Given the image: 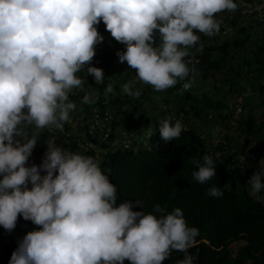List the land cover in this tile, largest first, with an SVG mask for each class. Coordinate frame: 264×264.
Segmentation results:
<instances>
[{"label":"clouds","instance_id":"clouds-1","mask_svg":"<svg viewBox=\"0 0 264 264\" xmlns=\"http://www.w3.org/2000/svg\"><path fill=\"white\" fill-rule=\"evenodd\" d=\"M225 10L230 19L244 17L236 0H0V226L11 232L18 216L39 226L17 241L8 264H162L172 250L185 253L178 264H194L188 249L199 230L187 225L180 208L166 212L156 204V215L133 211L138 201L118 203L116 186L95 158L57 146L54 137L39 166L29 158L40 130L63 131L69 122L76 108L69 93L84 83L77 73L86 69L104 83L103 70L91 66L104 40L101 21L125 46L118 63L163 91L189 77L188 49L200 40L197 33L220 31L216 14ZM122 88L141 95L127 83ZM89 100L85 94L82 102ZM182 130L180 120L168 119L158 129L166 142ZM219 159V152L193 159L194 180L216 176ZM247 184L264 203V167ZM208 193L224 194L216 186Z\"/></svg>","mask_w":264,"mask_h":264},{"label":"trees","instance_id":"trees-1","mask_svg":"<svg viewBox=\"0 0 264 264\" xmlns=\"http://www.w3.org/2000/svg\"><path fill=\"white\" fill-rule=\"evenodd\" d=\"M240 17L236 13L232 19L219 22L235 28ZM256 21L261 28L262 21ZM101 24L106 31L102 21ZM250 28L251 33L245 25L236 28L238 36L227 37L220 45H216L214 35L197 33L200 40L188 49L189 55L185 58L190 62L189 76L195 81L192 83L186 78L161 96L165 109L159 114L153 107L142 109L144 101L150 99L142 96L145 91L139 97L122 93L124 73L116 55L121 43L110 35L108 44L96 51L92 60L98 62L94 66L101 68L105 77L98 93L92 94L88 103L82 102L86 92L71 98L82 104L81 119L97 115L103 123L107 113L112 117L111 124H107L110 130L106 141L101 139L106 130L102 133V129H98L92 138L86 130L93 148L80 153L95 158L116 186L118 203L138 201L139 207H134L133 211L156 215H159L154 211L156 204L166 212L180 208L187 225L199 230L194 245L188 249L196 257L194 264H264V203L256 199L247 184L252 174L264 167V123L258 125L255 117L247 114L248 104L244 103L236 125L229 126L236 104L233 108L226 105L227 95L243 89L240 80H247L249 86L264 94V29L261 30L263 37L256 39L248 51L253 34L258 33L252 32L253 24ZM239 51L246 54L239 58ZM227 57L230 61L238 57L237 66L229 65ZM213 68L230 71L227 77L220 79V86L216 84ZM82 71L87 73L86 69H81L79 76ZM94 82L87 73L84 88H93ZM185 83H190L191 87L185 88ZM109 84L113 86L112 92L106 90ZM135 115H139V120H135ZM165 119L172 123L180 120L183 126L181 135L172 141L166 142L159 135L160 122ZM129 129L132 130L129 147L114 143ZM64 131L56 137L45 128L40 130L29 163L40 165L50 137L56 139L57 146L76 152V145L66 142ZM219 138L223 142L215 144ZM251 143L255 145L253 150H250ZM217 152L220 159L215 161L216 176L205 183L195 181L192 173L198 169L193 159L202 162L204 154L214 156ZM246 163L252 167L250 170L246 169ZM212 186L220 188L224 194L210 196L208 189ZM233 243L242 245L233 252L229 247ZM17 246L15 242L9 247L0 258V264H8ZM184 255V252L172 250L162 264H178ZM124 264L129 262L126 260Z\"/></svg>","mask_w":264,"mask_h":264},{"label":"rangeland","instance_id":"rangeland-1","mask_svg":"<svg viewBox=\"0 0 264 264\" xmlns=\"http://www.w3.org/2000/svg\"><path fill=\"white\" fill-rule=\"evenodd\" d=\"M216 18L220 22H222L223 19H225L227 21L229 19V13L227 10H225L221 13L216 14ZM252 24L254 27V29L252 28L253 29L252 32L257 31L258 33L253 34L254 36H252L251 44H250V46L251 45L252 46L250 47L248 45V51H249V49L253 47L255 40L259 39L260 36L263 37V34L261 33V30H263V28L261 26H260L261 28H259V24L253 18H245V17L238 18L237 19V26L235 28L233 26H230L229 24L220 25V31L214 35L215 36L214 39L216 40V45L222 44L223 41H225L227 37L228 38H230V37L234 38V37L238 36L237 30H238V27H240V26L245 25L247 32L251 33L250 26ZM224 26H226V28H224V29H227L229 27L230 28L227 30H223ZM236 28H237V30H236ZM97 29H98V32L104 36V40L102 43H100L99 45L96 46V51H98L103 46L108 44L109 39L111 38L109 36L110 34H108V32L104 30V26L101 23L97 26ZM124 47L125 46L121 44V47L119 48L118 51L124 50ZM116 53H117V51H116ZM231 53L233 55V51H231ZM238 54H239V58H240V56H242L243 54H246V52L239 51ZM239 58L237 57L236 60L230 61V58L227 57V59L229 60V65L234 64L235 65L234 67H236L238 60H240ZM95 63H96V65L98 64V62L96 61V62H91V65L94 66ZM126 64H127L126 62L121 64V72L124 73L123 74L124 80L121 78L122 79L121 82L125 81V83L129 84L133 90H139L141 93L143 91H145V94H142V96L147 95L150 99L144 101V105L142 106V109H144V107L147 109H150L153 107V108H155V110L159 114L161 112V110L164 108L161 96H164V94L167 93V91H171L173 87L166 89V90H163V91H155L151 85L144 84L143 82L139 81L136 77V74L134 73V70L131 69ZM95 67H98V66H95ZM116 67H117V64H116ZM211 70H213L212 73L214 72V74H215L216 84H218L219 86L221 85L220 79H222V78L224 79L225 77H227L228 74H230V71L225 70L224 68H222L221 71H217L215 68H213ZM81 73L82 74L80 75V77L84 81V79L87 76V73L84 71H82ZM79 74H80V72L77 73L78 76H79ZM199 77H201V76L199 75ZM250 79L251 78H249V80ZM188 81L193 83L195 81V78L192 76H189ZM240 82H241V85L243 88L241 90L242 92L241 91L240 92H234L231 96L227 95V101L228 102L226 105H228V107L232 106L230 108H233L234 103L236 104L240 98H243L244 103L248 104V109L246 111L247 114L248 113L252 114L255 117L258 125L263 124L264 123V94L260 93L259 89H253L251 86H249L247 83V80H240ZM100 85L101 84H96L94 82L93 88L87 89V88H84V84H83L82 88L73 89L69 93V99L71 100V98H73L74 96H77L78 94H81V92H83V93L86 92L85 94H88L90 97H92V94L94 95V94L98 93ZM146 91H147V94H146ZM122 93L126 94L123 92V90H122ZM74 102L76 103V108H75V110H73L70 113V120H69V122H67L65 124L64 128H66V130L65 131L63 130V131L66 133L65 134L66 140H67L66 142L69 143L70 141H72L76 145V149L81 152L82 150L86 151L85 146L87 145V143H91L89 138L86 136V133H87L86 130H88V134L91 136V138L94 137V134L98 129H102V133L105 132V130H106L107 132H105L103 134V138H101L102 140L106 141L109 130H110V128L107 126V124H111L110 121H111L112 117L110 116L109 113H107L105 120L103 119L104 120L103 123L101 122L102 121L101 119H100L101 121L98 120L97 115H94V116L90 115L87 118L81 119L82 117L80 116L79 112L81 110L80 108L82 107V104L78 103L76 101H74ZM229 103H231V104L229 105ZM158 107L159 108L162 107V108L159 109ZM135 117L137 118L135 120H139V115L138 116L135 115ZM144 122L145 121L142 120L141 123L144 124ZM216 123H214V124H216ZM86 128H88V129H86ZM45 129L50 131L51 133H53L54 136H56V137H59L60 133L62 132V131L56 130L54 128H49V127H46ZM130 131H132V130L129 129L128 131H124L122 133L121 137H117L115 139L114 143H116L117 145H121V146L125 145V146L129 147V145H130L129 139L131 137ZM236 132H237V130H236ZM254 147H255V145L253 143H251L250 144V150H253ZM41 162H42V160H40L39 164H41ZM241 245H242V243H233L229 247H230L231 251L235 252L237 250V248L240 247Z\"/></svg>","mask_w":264,"mask_h":264},{"label":"built area","instance_id":"built-area-1","mask_svg":"<svg viewBox=\"0 0 264 264\" xmlns=\"http://www.w3.org/2000/svg\"><path fill=\"white\" fill-rule=\"evenodd\" d=\"M240 14L246 18H253L255 20L264 21V0H236ZM242 112V100L238 101L236 111L233 117L228 122L229 126H235L239 115ZM98 117V116H97ZM223 142L222 138L216 139L215 144ZM93 148L92 143H87L85 146L86 151ZM80 152V151H76ZM241 160L244 161L242 158ZM241 161V162H243ZM250 164L246 163V169H251ZM260 170V169H259ZM39 226L33 225L31 221H25L22 217L18 216L16 227L11 232L6 231L0 226V258L5 256L8 247L14 242L21 239L28 231L38 229Z\"/></svg>","mask_w":264,"mask_h":264}]
</instances>
